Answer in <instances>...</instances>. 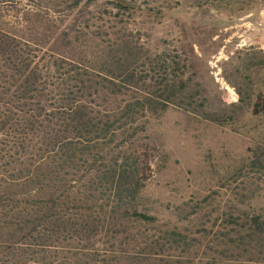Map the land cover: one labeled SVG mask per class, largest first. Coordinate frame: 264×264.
<instances>
[{
    "label": "trees",
    "instance_id": "1",
    "mask_svg": "<svg viewBox=\"0 0 264 264\" xmlns=\"http://www.w3.org/2000/svg\"><path fill=\"white\" fill-rule=\"evenodd\" d=\"M98 1L39 0L79 18ZM107 2L115 15L133 11ZM11 3L0 0V264H182L167 258L188 255L196 238L157 229L138 244L133 233L156 223L137 208L158 155L147 119L170 107L218 126L233 118L206 112L179 58L97 20L60 30L49 15L3 12ZM263 108L258 95L252 115ZM248 152L246 168L264 180V138ZM215 234L209 250L221 258L264 264L261 215L238 211Z\"/></svg>",
    "mask_w": 264,
    "mask_h": 264
},
{
    "label": "rangeland",
    "instance_id": "2",
    "mask_svg": "<svg viewBox=\"0 0 264 264\" xmlns=\"http://www.w3.org/2000/svg\"><path fill=\"white\" fill-rule=\"evenodd\" d=\"M10 1L3 9L13 11L10 15L36 11L55 18L60 30L76 19L97 20L108 32L122 29L143 48L187 66L206 112L233 120L218 126L176 107L148 117L145 136L158 155L137 208L156 223L133 233L138 244L144 233L158 236L157 229H177L200 242L188 255L170 254L169 261L260 264L225 260L209 247L231 214H259L264 220V180L246 168L248 149L264 138V108L258 116L251 112L256 97H264V0H128L133 11L118 15L108 0H99L81 9L83 18L68 10L52 13L39 0ZM203 229L210 236L202 238Z\"/></svg>",
    "mask_w": 264,
    "mask_h": 264
}]
</instances>
